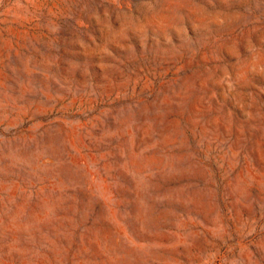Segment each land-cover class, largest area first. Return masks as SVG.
<instances>
[{"label":"rangeland","instance_id":"1","mask_svg":"<svg viewBox=\"0 0 264 264\" xmlns=\"http://www.w3.org/2000/svg\"><path fill=\"white\" fill-rule=\"evenodd\" d=\"M0 264H264V0H0Z\"/></svg>","mask_w":264,"mask_h":264}]
</instances>
